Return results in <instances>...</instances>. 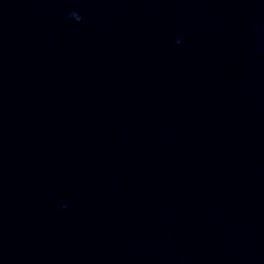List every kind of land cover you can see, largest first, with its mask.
Instances as JSON below:
<instances>
[{
  "label": "water",
  "instance_id": "obj_1",
  "mask_svg": "<svg viewBox=\"0 0 264 264\" xmlns=\"http://www.w3.org/2000/svg\"><path fill=\"white\" fill-rule=\"evenodd\" d=\"M0 264H264V0H0Z\"/></svg>",
  "mask_w": 264,
  "mask_h": 264
},
{
  "label": "clouds",
  "instance_id": "obj_2",
  "mask_svg": "<svg viewBox=\"0 0 264 264\" xmlns=\"http://www.w3.org/2000/svg\"><path fill=\"white\" fill-rule=\"evenodd\" d=\"M72 14H77V13L76 12H72V13L69 14V16L72 15ZM78 21L79 22L81 21V17L79 15H78Z\"/></svg>",
  "mask_w": 264,
  "mask_h": 264
}]
</instances>
